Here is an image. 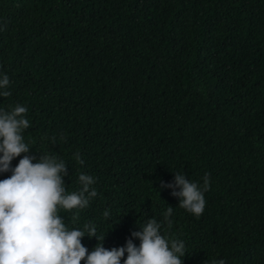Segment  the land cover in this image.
I'll return each instance as SVG.
<instances>
[{"label": "trees", "instance_id": "trees-1", "mask_svg": "<svg viewBox=\"0 0 264 264\" xmlns=\"http://www.w3.org/2000/svg\"><path fill=\"white\" fill-rule=\"evenodd\" d=\"M4 75L0 110L25 106L30 124L11 167L46 154L68 193L95 181L86 208L58 209L70 230L139 246L132 232L171 206L161 232L183 264H264V0H0ZM175 173L201 188L207 174L200 216L162 186Z\"/></svg>", "mask_w": 264, "mask_h": 264}, {"label": "clouds", "instance_id": "clouds-1", "mask_svg": "<svg viewBox=\"0 0 264 264\" xmlns=\"http://www.w3.org/2000/svg\"><path fill=\"white\" fill-rule=\"evenodd\" d=\"M8 85L9 78L4 75L0 89ZM9 95V91L0 92V96ZM26 113L27 108L19 104L11 111L0 110V173H12L0 180V264H121L125 252L123 264H183L184 241L168 239L161 232L164 224L171 226V206L162 222L151 218L141 225V231L132 232V237L139 239V246L128 239L125 246L109 250L103 246L104 238L97 237L95 226L85 225V230L66 227L58 209L86 208L90 199L97 196L90 187L95 181L92 176L80 174V191L68 193L63 180L67 175L65 162L46 154L36 163L35 157L24 155L12 168L14 158L30 151L22 136V131L30 127ZM76 159L84 163L79 154ZM162 186L173 189L171 194L179 197L180 207L195 216L203 213L204 192L209 189L207 174L202 188L180 173H175L174 183ZM104 216H109L107 210ZM85 232L99 241L90 253L81 243Z\"/></svg>", "mask_w": 264, "mask_h": 264}]
</instances>
